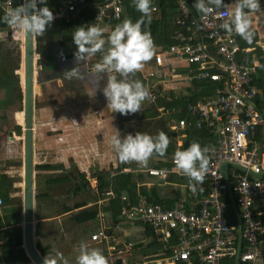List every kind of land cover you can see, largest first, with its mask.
I'll return each mask as SVG.
<instances>
[{
    "label": "built area",
    "instance_id": "2783aa9c",
    "mask_svg": "<svg viewBox=\"0 0 264 264\" xmlns=\"http://www.w3.org/2000/svg\"><path fill=\"white\" fill-rule=\"evenodd\" d=\"M14 1L3 0V4L14 8ZM93 1L65 0L52 9L54 18L71 23L78 17L80 6ZM192 3L193 0H178L179 13L173 18L178 26L174 41L167 47L155 46L150 66L145 70L148 76L157 78L153 88L157 87L162 95L172 90L173 97L185 103L169 109L171 115H180L171 116L168 124V129L177 135L176 147L166 160L169 166L151 165L141 170L156 180L142 185L150 188L161 180L159 184L169 188L165 199L172 200V205L167 207L162 202L150 201L141 194L136 202L129 201L123 206L120 218L125 222L140 221L145 230L149 226L163 245V254L145 256L136 264H237V256L239 264H264V175L254 176L264 173V111L258 105V99L264 94L255 83L260 62L255 56L241 58V54L251 50L238 43L237 34L219 28L223 22L220 14L227 17L232 13L229 7L214 9L204 16L195 12ZM123 7L124 0H108L97 6L94 19L84 26L87 23L103 26L107 18L121 17ZM157 10L158 5L154 3L152 11ZM259 46L264 50V41ZM204 82L210 84L203 85ZM205 88L210 93L197 99L193 97ZM189 126L208 133L205 144L199 143L207 148L208 160L201 183L192 182L175 170L174 153L187 148ZM225 163H228L229 183L223 171ZM190 184L196 188L195 192L191 191ZM174 188L182 191L179 199L174 197ZM230 194L234 196L242 221L241 250L237 222L230 219L233 212L235 215L233 206L229 207ZM105 195L116 196L112 190ZM3 204L0 199V205ZM104 220L102 213V227L91 233L92 240L111 238L119 228L117 223L105 226ZM125 245L130 250L135 241L128 240ZM112 248L117 249V245ZM1 255L0 247V264H3Z\"/></svg>",
    "mask_w": 264,
    "mask_h": 264
},
{
    "label": "crops",
    "instance_id": "0c3cea01",
    "mask_svg": "<svg viewBox=\"0 0 264 264\" xmlns=\"http://www.w3.org/2000/svg\"><path fill=\"white\" fill-rule=\"evenodd\" d=\"M52 1L54 4H52L51 6H54V7H49L51 10L57 8V6L59 5H62L61 0H52ZM63 1L65 2V0ZM106 1L107 0L97 2L94 0L93 2H89L86 5V7H92L94 10L97 11L98 10L97 6ZM92 3H94L95 5H92ZM235 5H236V0H225L224 6L229 7L232 12L235 9ZM263 6H264V0H260L261 11L259 12L249 11L248 12L251 30L258 38L254 45L243 46V47L250 49L252 52H254L257 47H260L259 44L264 41V9H262ZM171 12L174 13L171 10L169 12V16ZM152 13L154 12L152 11L151 14ZM128 14L130 13L124 4L123 12L121 15V17H123V20L124 19L131 20ZM157 16L158 17L161 16L160 9L157 11ZM118 24L119 23H114V22H111L110 20H106V22L102 26L106 29L104 33L105 40L107 39L108 33H110V31L113 30L115 26ZM72 31L73 29L69 26V23L64 22L63 19L54 18L51 26L48 27L47 30L40 36V42L42 43V50L44 53L42 57L43 59L42 64L44 65L43 72L45 75L43 78V84L47 85L48 90L51 89V90L63 91L62 96L64 95L63 96L64 101L58 107L59 110L57 112H60V113L73 112L74 113V114L72 113L73 114L72 116L74 118V121H72L73 123L62 124V126H60L59 124H58L59 126L57 125L50 126L53 131L57 130L56 133H57V136H59L58 137L59 139L57 141L58 156H60V158H63L64 161H69V160L73 161L74 163L72 165V168L74 172L75 173L76 172L85 173L89 180H90V177H95L94 173L91 174V171L93 169L94 171L106 169V170H109L111 174L113 175L115 173L114 166L121 165L123 163L129 166V167L124 168V171L131 170L135 174L136 173L146 174L141 171L142 168H140L137 171L136 170L137 168L133 167V164L136 163L135 161L121 162L118 159L117 154L115 153L112 143H111V138L114 135H118L120 138H123L125 134L134 135L137 132L135 125L132 124L133 121H131L130 115H121L119 113L111 112L109 109H107L106 100L101 93L97 92V95L93 98H90L89 95L86 93V91L92 90V83L90 82L91 77L88 76L87 69H90L92 64H94L100 59V53L93 55L86 63L76 65V68L81 71V74L84 77L83 79H72V80L65 79V75L63 72L75 66L73 53L75 52L76 46L72 42ZM146 31L148 32L147 28H146ZM17 32L20 33V31H17ZM12 35L19 40L21 44L20 49L23 50L24 47L22 46L23 43H22L21 38H19V36H17L15 32H13ZM237 40H238V36H237ZM157 46H163V45L159 44ZM155 49L156 48L154 45V50ZM150 63H151V59L146 61L144 63L143 68L137 71L134 76V79H139L148 88L149 93H150V97L146 100L147 105H144L143 107H141L142 108L141 109L142 118L149 120L151 118L163 116L164 133L168 137V140H169L168 147H170V143L174 145V142H176L177 135H176V132H174L175 133L174 135V133H171L173 131L168 129V124L170 123V119H171L170 111L162 110L163 112H161V110H157V91L160 92V90L157 87L156 88L152 87L154 84H157V78L150 77L145 72L146 67L148 68L150 66ZM180 63L182 64V62ZM184 68L185 67L181 68V71H184ZM17 71H18L17 68L14 67L13 72L11 70L9 72L17 75ZM261 74L258 70V74L256 78L259 79ZM116 75L118 76V74ZM11 76L12 75H10V77ZM22 77L23 76L21 74V78ZM262 77L264 78V74H262ZM174 86L176 85L174 84ZM262 86L264 85L259 84L258 88H260L264 94V89ZM198 92L200 93V91ZM152 95H154L155 98H153ZM261 99H262L261 101L263 104L264 95ZM0 105L4 106L3 109L0 108V157H2L4 154H7L8 152L11 153L12 148L14 147L7 141V136L10 134V132H13L14 134H16L17 136L16 139H20L23 142L22 126L17 120V112L22 111L21 110L22 106L18 107L17 105L16 89L14 86H13V89L12 87L10 89L2 88V87L0 88ZM21 105H22V102H21ZM151 110H153L154 112L158 111L159 115L154 116V117H147V115H149V112H151ZM119 118H122V120H120ZM17 126H21L20 135L17 133V129H16ZM36 129H37V126H36ZM168 133L171 135L169 136ZM57 136H53L51 137V139H54ZM12 138L13 137H11V139ZM66 140H68L70 144L69 147L66 145ZM47 141L49 142V138L47 139ZM35 146H36V135H35ZM23 148L24 146L21 147V154L23 153ZM52 148L53 146H50L49 149H52ZM156 155L154 159L152 160L153 162L149 166L151 165L158 166L160 163H162V161H166L167 158L171 154L168 156L157 155L158 156L157 158H156ZM44 163L51 164L52 162H44ZM44 163H41V164H44ZM57 163H61L60 165L65 164V162H57ZM22 165H23V161H22ZM95 166H98V167H95ZM149 181H156V180L152 179ZM157 186L162 187L163 185L159 184L158 182ZM126 193L124 192V194ZM167 196L168 195H166L165 197ZM94 202H95L94 204L92 202H88L85 205L74 208L73 211L76 212V211H80L86 208H92V207L98 206L100 209L98 216L100 214V217H101V214L104 212H108V213L111 212L110 210L109 211L101 210V206L106 205L107 203H103V201L100 202V198L98 200H95ZM59 211L61 212L54 214V215L50 214V215H42V216H40L39 212H36V218L39 221L47 222V223H51V221H54L55 225H59L60 221L62 220V217H64L65 215H69V214L73 215V212H69V211L63 213L62 208ZM97 217L95 219H97ZM112 219H114V217H112ZM101 225H102V221L97 220V224L93 226V230L100 227ZM118 225H119V228L114 230L113 238L109 239L108 241L104 240L103 242H95V243L90 242L89 243L90 245H87V246L89 247V246L94 245L95 248L101 250L103 254L105 255V257L107 258L108 264H136V262L139 261V259L145 256H148L146 255L148 239L145 243H141V244L136 243V245L132 249V252H126L124 250L122 252L114 251V248H112V246L114 244L115 245L119 244L120 247H123V244L121 242L124 241L128 237L126 231H123L125 230L127 223L123 221V222H119ZM4 228L6 227H0V229H4ZM120 234L124 237V240H120L118 238ZM40 235H44V231H42ZM53 235H57V236L62 235L61 226L56 228ZM63 238L64 236L62 235L61 239ZM139 244L140 246H138ZM99 245H102V248ZM77 247L79 248V246ZM72 249L74 248L71 247L66 251L63 250V253L59 252L61 254L60 256H56L57 252H50V256L52 257L55 256L58 258L60 262H64L63 256L66 258L69 256L65 252H73ZM75 249L77 248L75 247ZM51 250H54V249L51 247ZM136 251H141V252H136ZM138 253L140 254L138 255ZM155 253H152V254H155ZM137 256H138V259H137Z\"/></svg>",
    "mask_w": 264,
    "mask_h": 264
},
{
    "label": "clouds",
    "instance_id": "9594fccd",
    "mask_svg": "<svg viewBox=\"0 0 264 264\" xmlns=\"http://www.w3.org/2000/svg\"><path fill=\"white\" fill-rule=\"evenodd\" d=\"M133 3L136 10L144 18L151 19L152 0H133ZM0 4H3V0H0ZM224 4L225 0H193L195 11L204 16L212 13L214 9L218 10L224 7ZM3 8L5 10L3 14H0V23L8 25L13 32L20 31L34 37L41 36L54 20L53 11L47 6V0H23L14 8L8 7L7 4H3ZM249 11H261L260 0H236L235 9L230 15L224 17V13L220 14L223 22L219 24V28L229 33L234 32L243 40L251 42L253 32L250 27ZM84 25L77 26L72 31V42L76 46L73 53L75 66L63 72L65 79H83L84 77L76 65L86 63L93 55L100 53V59L92 64L90 69H87V74L91 77L92 90L86 91V93L90 98L95 97L97 92L101 93L106 100V108L111 112L121 115H131L138 112L141 110L142 102L150 97L148 88L139 79H134L135 73L142 69L144 63L150 60L154 54L150 33L142 30L140 21L133 22L124 19L108 33L105 40L106 29L104 27L95 23ZM111 143L121 162L135 161L141 165H146L153 153L158 155L165 153L169 140L164 132L155 136L136 132L134 135L128 134L123 138L114 135L111 138ZM206 152L207 148H202L198 142H192L186 149L176 151L174 153L175 170L188 177L190 181L201 183L208 165ZM95 180L98 182L97 178ZM157 181L160 182V180ZM190 189L193 192L196 191V188L191 184ZM159 193L161 194L160 190ZM114 194L116 195L114 197H118L115 192ZM124 195L127 196V199L122 198ZM161 197L165 198L162 195ZM120 198L128 201L130 197L128 193H123ZM120 213L119 218L113 219V224L105 226L110 227L122 222ZM112 236H114V231ZM112 236L111 238H113ZM111 238L94 241L90 234V242L92 243L108 241ZM128 240L121 242L123 247L116 244L117 249L114 251L132 252L137 242L135 241V245L129 250L125 245ZM60 255L59 252L56 253V256ZM43 264H56V261L45 257ZM76 264H108V262L101 250L90 248L82 242L79 245Z\"/></svg>",
    "mask_w": 264,
    "mask_h": 264
},
{
    "label": "trees",
    "instance_id": "16d2710c",
    "mask_svg": "<svg viewBox=\"0 0 264 264\" xmlns=\"http://www.w3.org/2000/svg\"><path fill=\"white\" fill-rule=\"evenodd\" d=\"M95 1L101 2L103 0H95ZM21 3L22 2H20V0H15L13 6L16 7L17 5ZM154 3H157L158 10L159 9L161 10V16L160 17L157 16V11H158L157 10L154 12V14H151V19L147 20L146 18L142 16V14L139 11L136 10L133 0H124V4L130 13L128 14V16L131 18L133 22L140 21L142 30L146 31V28L148 29V33H150L151 38L153 40V46L154 45L157 46L160 44V45L167 47L174 41L173 36L176 30L178 29V26L173 21L174 16L177 13H179L177 9L178 0H152L151 8L153 7ZM52 4H54L52 0L47 1L48 7H54V6H51ZM87 4L80 6L78 17L75 20H73L71 23H69V26L73 30L75 27L83 25L85 24V22L92 21L94 19L96 10H94L92 7H86ZM4 10L5 9L0 4V14H3ZM171 10L174 13L171 12L169 16V12ZM107 20H110L111 22H114V23H121L123 21V17L117 18V17L111 16L110 18H107ZM8 29H10L8 25L0 23V32L4 30H8ZM257 38L258 37L253 33L252 41L247 42L238 35V41L241 46H250V45L252 46L257 41ZM5 43L9 44L12 47L13 52L15 50L18 52V47H19L18 40L13 39L12 42H5ZM37 51L41 54V64H42V57L44 53L42 50V43L40 42V40L38 41ZM254 55L260 61V66L258 68L260 74L261 73L264 74V50L262 48L257 47L254 52L250 51L246 54H241L240 56L243 59H251L252 57H254ZM15 68H19L18 59H17ZM13 70H14V66L12 68V72ZM2 72H0V88L2 87V88L10 89L12 87L13 89V86H14L16 89L17 105L18 107H20L21 101H22V92L20 89L18 75L11 73L12 75L11 77H5L4 75L7 72L5 65L2 69ZM262 74L260 75L259 79L256 78L255 83L257 87H259V84L264 85V78L262 77ZM39 81L41 82L43 81L41 79V76H40ZM205 84L208 85L210 83L204 82L203 85ZM262 87L264 89V86ZM206 89L207 88H205V90H203L200 93L195 92L193 94V97L197 99L198 97L205 95V93H210V91ZM173 96H174L173 91L166 92V95H162L160 92H157V110H159V108L161 107H164L165 109L169 110V109H173V108H176V107H179L185 104L183 101H181L180 99H175ZM261 100H262L261 98L258 99V105L260 109L264 110L263 109L264 102L262 104ZM157 112H154L153 110H151V112H149V115L147 116L149 117L157 116ZM20 124L22 123L20 122ZM16 129H17V133L20 135L21 126H17ZM187 129H188L187 130L188 136L185 139V145L187 147L192 142H198V143L205 144L206 139H208V135H207L208 133L206 130L197 129L192 126H189ZM171 133H174V132H171ZM168 135L170 136L171 134L168 133ZM173 150H174V145L170 143V147H167L165 153L160 156H168L173 152ZM169 164L170 163L168 161H162V163H160L158 166H169ZM52 166L53 165L50 163L49 164L44 163V164H37L36 168L37 169H47ZM126 167H129V166H127V164L125 163L119 165L115 169V173L113 175L111 174L109 170H106V169H101V170H97L94 172V176L98 180L96 187H94V198L95 200H98L99 198L103 199L104 200L103 203H107L106 205L101 206L102 211L111 210L113 211L114 217H118L121 208L125 204L128 205V202L130 200L132 202H136L141 194L148 196L150 201L162 202L167 207L168 206L170 207L172 205V200H166L165 198L161 197V194L158 191L157 192L151 191L152 187L154 186L149 188L146 185H142V183L145 182V179L148 178L146 174H143V173L135 174L132 171H124V168ZM74 173L75 172L74 170H72V167H71L69 170L65 171L64 176L55 177L54 180L68 181V182L72 181L71 183L74 184V187L68 191L69 194L71 193L77 194L79 192H82L83 189H86L87 187H91L90 180L87 178L85 173L76 172V176L79 178L77 180L74 179L75 177L73 176ZM109 190H113L118 195V197H112V196L107 197L105 193ZM124 192L125 193L127 192L129 194L130 198L128 201L122 200L120 198V196H122ZM173 192H174L175 199H179L182 195V191L180 188H174ZM49 195H50L49 192H41L38 186L36 187L37 210H39L42 205L41 204L42 199L45 197H48ZM0 199L4 203L2 206H0V207H4V211H3L4 213L0 212V227H6L4 229H0V239L3 240V243L0 245L1 250H2L1 256L4 261L3 264H12L18 261L25 262L26 264H34L29 258V256L27 255L25 248L23 246V234H22V226H21L22 210H23L22 204H19V206L17 205V207L11 204L7 205V202H10L12 199H10L9 196H5V195L3 196V194H1V190H0ZM83 203L84 202L79 203L78 207L85 205ZM229 207L232 208V205L230 202H229ZM74 208H77V207H72L68 204H63L62 212L63 213L68 212V211L73 212L74 219L79 224H84L88 221L95 219L98 216V213L100 211L98 206L92 207V208H86V209L76 211V212L73 211ZM230 219L232 222L236 223L234 212H233V217ZM262 220L264 223V216H262ZM41 233H42L41 229L36 230L37 235H40ZM146 234L148 237V246L146 250V255H151L152 253H155V252L162 253L163 245L154 235L153 231L150 229L149 226H147ZM36 242H37L38 249L45 257L54 259L56 261V264H67L66 262H60L58 258L55 256L54 257L50 256V252H55L54 250H51L50 245H42L40 244L38 240ZM140 244L138 246H140Z\"/></svg>",
    "mask_w": 264,
    "mask_h": 264
},
{
    "label": "rangeland",
    "instance_id": "374dc122",
    "mask_svg": "<svg viewBox=\"0 0 264 264\" xmlns=\"http://www.w3.org/2000/svg\"><path fill=\"white\" fill-rule=\"evenodd\" d=\"M154 14V13H152ZM13 32L11 29L4 30L0 32V72H2V69L5 65L7 69V73L4 75L5 77H10L13 66H16L17 59L20 63V42L18 47V52L15 50L12 51V47L9 44H6L5 42H12L13 39L18 40L16 37H14ZM16 34V33H15ZM40 40V36L37 37V41ZM19 41V40H18ZM38 45V43H37ZM43 61V59H42ZM43 64H41V59H38L37 63V71L39 75V79L41 76V79L44 78V72H43ZM3 73V72H2ZM9 73V74H8ZM19 77V76H18ZM45 81V79H44ZM36 146H35V164H41L44 162H52L53 165L50 168L47 169H37L35 167V187L38 186L39 190L41 192H49V196L42 199V205L39 210L36 212H39L40 216L42 215H50V214H57L61 211H59L62 208L63 204H68L72 207H78V204L81 202H84L83 204H86L88 202L95 203L94 198V186L95 182H97L94 177H90V187H87L86 189H83L82 192H79L77 194L71 193L69 194L68 191L74 187V184L68 181H56L54 180L55 177H62L65 175V171L69 170L72 165L73 161H64L63 158H60L57 153V130H52L51 125H57L62 126V124H71L74 121L73 118V112L70 113H60L57 112L59 110V106L64 101V95L63 91L60 90H51L47 88V85L43 84V81H39L36 84ZM53 91V93H52ZM147 100V99H146ZM146 100L142 102L141 107L144 105H147ZM68 101V100H67ZM22 102V101H21ZM22 106V105H21ZM0 108H4L3 105H0ZM142 109V108H141ZM264 109V108H263ZM22 110V107H21ZM24 111L17 112V120L18 122H23V116ZM73 113V114H72ZM157 115L158 112H157ZM173 116L179 117V114H174ZM132 124L135 125L136 131L139 133H146L151 136H155L156 134L160 132H164V118L163 116L151 118L149 120H146L142 118V111L139 110L136 113H133L130 115ZM149 117V116H147ZM128 118V117H127ZM122 120V118H119ZM58 122V123H56ZM131 123V122H130ZM136 123V124H135ZM59 124V125H58ZM52 130V131H50ZM69 131V130H68ZM51 132V133H50ZM122 134V133H121ZM127 134H125L126 136ZM19 136V135H18ZM57 136L54 139H51V137ZM61 136V135H60ZM11 137H13L11 139ZM17 136L13 132H10V134L7 136V141L13 145L11 153L4 154L2 157H0V187H1V194L3 196H9L10 199H12L10 202H7V205L11 204L13 206L19 204H22V188H21V174H22V161H23V153L21 154V147L23 146V142L20 139H16ZM49 138V142L47 139ZM66 145L69 147L70 144L68 140H66ZM50 146H53L52 149H49ZM174 147H176V142H174ZM17 150V152H16ZM156 154H152V156L149 158L146 165H141L139 163L133 164V167L137 168L136 170H139L140 168L144 169L145 167L149 166L153 161ZM171 156V155H170ZM170 156L167 158V160L170 159ZM158 156L156 155V158ZM57 162H65V164L60 165L61 163ZM94 166V165H93ZM118 166V165H117ZM114 166L115 168L117 167ZM98 167V166H95ZM73 170V168H72ZM115 170V169H114ZM233 171V169H232ZM95 171L94 169L91 171V174H93ZM74 179H79L76 176V173L73 174ZM77 177V178H76ZM146 177V176H145ZM153 178H146L145 181L152 180ZM158 183V181H157ZM161 189V190H160ZM167 186H154L152 187L151 191H158L160 190L162 196H166L169 193V190H167ZM2 206V205H0ZM92 207V206H90ZM4 211V207H0V212ZM109 211V210H107ZM111 211V210H110ZM4 213V212H3ZM105 214V225H111L114 223V220L112 217H114L113 211L110 213L104 212ZM58 217V216H56ZM114 218H119L114 217ZM97 220H101L100 214L97 217V219H93L91 221H88L84 224H79L76 222L72 214L65 215L62 217V220L60 221L59 225H55L54 221H51V223L42 222L39 221L36 218V230L41 229L44 231V235H35L36 240L40 242L42 245H48L54 249L55 252H62L63 250H68L69 248L72 249L73 252H65L67 255H69L67 258L63 256V261L67 264H76V257L79 255V246L82 242L86 243L87 245H90V234L93 231V226L97 224ZM123 222V220H121ZM127 226L125 228L128 237L125 240H134L137 243H145L148 239L145 227L142 222H126ZM61 226L62 235L64 236L63 239H61V236L53 235L54 231L57 227ZM89 236V237H88ZM88 237V239H87ZM120 240H124V237L120 234L118 236ZM102 248V245H99ZM75 247L77 249H75ZM90 248H95L94 245L89 246ZM138 249V248H137ZM141 252V251H136ZM77 254V255H76ZM140 253H138L139 255ZM142 257V256H141ZM140 258V257H139ZM138 259V256H137Z\"/></svg>",
    "mask_w": 264,
    "mask_h": 264
},
{
    "label": "water",
    "instance_id": "95a60500",
    "mask_svg": "<svg viewBox=\"0 0 264 264\" xmlns=\"http://www.w3.org/2000/svg\"><path fill=\"white\" fill-rule=\"evenodd\" d=\"M108 1V0H107ZM64 4V1L61 0ZM3 5V4H2ZM92 5H95L92 3ZM111 13V11L109 12ZM37 37L25 34L24 49H20V63L17 68L19 76L20 89L22 92V111H24L25 123L22 126L23 139V172L25 185L22 187V233L23 246L31 261L34 264H43L45 256L37 247L35 231H36V188H35V135H36V90L35 86L39 82L37 71L38 59L41 54L37 51ZM24 70V83L22 84L21 70ZM245 170L243 167H239ZM226 179L229 183L228 163L223 166ZM254 175V174H253ZM264 175H254L262 177ZM231 203L237 217L238 233H239V250L243 247V230L242 221L238 206L234 196L230 194ZM239 255V254H238ZM239 264V257L237 256Z\"/></svg>",
    "mask_w": 264,
    "mask_h": 264
},
{
    "label": "bare ground",
    "instance_id": "6f19581e",
    "mask_svg": "<svg viewBox=\"0 0 264 264\" xmlns=\"http://www.w3.org/2000/svg\"><path fill=\"white\" fill-rule=\"evenodd\" d=\"M16 34H17V36H19V38H21V40H22V46L24 47V40H25V33H23V32H15ZM22 48V47H21ZM21 74H22V78H23V80H22V84L24 83V70L22 69L21 70ZM36 87L37 86H35V90H36ZM24 114V113H23ZM24 123H25V118H24V116H23V122H22V126H24ZM22 176H23V178H22V182H21V187H23V185H25V182H24V172H23V167H22Z\"/></svg>",
    "mask_w": 264,
    "mask_h": 264
}]
</instances>
